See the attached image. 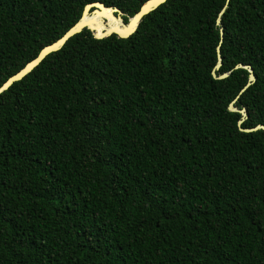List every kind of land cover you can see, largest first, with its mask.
<instances>
[{
  "label": "trees",
  "instance_id": "obj_1",
  "mask_svg": "<svg viewBox=\"0 0 264 264\" xmlns=\"http://www.w3.org/2000/svg\"><path fill=\"white\" fill-rule=\"evenodd\" d=\"M92 1L145 0H0V85ZM225 2L84 28L0 93V264H264V131L228 109L264 125V0H229L214 78Z\"/></svg>",
  "mask_w": 264,
  "mask_h": 264
},
{
  "label": "water",
  "instance_id": "obj_2",
  "mask_svg": "<svg viewBox=\"0 0 264 264\" xmlns=\"http://www.w3.org/2000/svg\"><path fill=\"white\" fill-rule=\"evenodd\" d=\"M165 1L166 0H145L131 16L126 15L118 7L105 5L101 1H92L86 3L83 6L79 18L61 36H59L54 41L42 46L33 58L28 60L19 70L11 74L1 83L0 93L8 89L14 82L21 80L24 76L31 72L48 54L59 50L71 36L81 32L84 28H88L92 32L93 36L96 38H103L113 33L117 34L119 37H127L136 31L140 21L146 14L157 8L160 4L164 3ZM228 2L229 0H226L216 19V24L219 26V42L216 45L217 60L211 71V74L214 78H224L229 73V71L222 72L220 74H216L215 72V70L218 69L222 63L220 44L223 40L224 32L220 16L227 7ZM94 13L110 14L112 18L119 19L120 23L119 25L111 27L105 26L102 22L97 23V21H94V17L92 16V14ZM124 16H126V19H124ZM103 21L107 22L108 20H106V18H103ZM234 67H242L248 71L247 82L241 88L239 92L241 93L255 81L256 77L250 65L238 63ZM238 96L239 95H237L228 104V109L231 111H238L241 114V117L237 121L239 130L244 132H250L257 129H262L264 131V125L260 123L252 127L242 126V122L247 118V112L245 107L237 108L234 105Z\"/></svg>",
  "mask_w": 264,
  "mask_h": 264
},
{
  "label": "bare ground",
  "instance_id": "obj_3",
  "mask_svg": "<svg viewBox=\"0 0 264 264\" xmlns=\"http://www.w3.org/2000/svg\"><path fill=\"white\" fill-rule=\"evenodd\" d=\"M92 16L94 17V21H97V23L102 22L104 23L105 26L111 27V26L119 25L120 23L119 19L112 18L110 14L94 13L92 14ZM103 18H106V20L108 21L107 22L103 21Z\"/></svg>",
  "mask_w": 264,
  "mask_h": 264
}]
</instances>
